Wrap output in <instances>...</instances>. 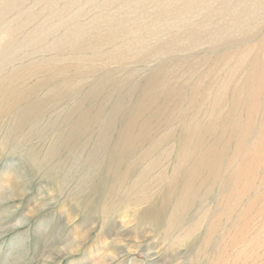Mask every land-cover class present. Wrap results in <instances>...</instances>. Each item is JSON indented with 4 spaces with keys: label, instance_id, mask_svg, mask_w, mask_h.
Returning a JSON list of instances; mask_svg holds the SVG:
<instances>
[{
    "label": "rangeland",
    "instance_id": "rangeland-1",
    "mask_svg": "<svg viewBox=\"0 0 264 264\" xmlns=\"http://www.w3.org/2000/svg\"><path fill=\"white\" fill-rule=\"evenodd\" d=\"M255 1L0 0V264H264Z\"/></svg>",
    "mask_w": 264,
    "mask_h": 264
},
{
    "label": "bare ground",
    "instance_id": "bare-ground-1",
    "mask_svg": "<svg viewBox=\"0 0 264 264\" xmlns=\"http://www.w3.org/2000/svg\"><path fill=\"white\" fill-rule=\"evenodd\" d=\"M108 1H109V0H108ZM170 1H171V0H170ZM208 1H209V0H208ZM254 1H255V0H254ZM256 1H258V0H256ZM256 1H255V2H256ZM112 2H114V1H112ZM155 2H156V0H155ZM157 2H158V1H157ZM159 2H162V1H159ZM164 2H165V1H164ZM189 2H191V1H189ZM206 2H207V1H206ZM225 2H227V1H225ZM252 2H253V1H252ZM258 2H260V1H258ZM261 2H263V1H261ZM261 2H260V4H261ZM136 3H137V2H136ZM201 3H202V2H201ZM209 3H210V2H209ZM217 3H218V2H217ZM223 3H224V2H223ZM248 3H249V2H248ZM183 4H184V3H183ZM228 4H229V3H228ZM262 4H263V3H262ZM137 5H138V4H137ZM190 5H191V3H190ZM201 5H202V4H201ZM212 5H214V4H212ZM220 5H221V4H220ZM226 5H227V3H226ZM247 5H248V4H246V3H244V4L241 5V6H243L241 10H242V11L244 10V11H243V14H244V12H246V9H247L246 6H247ZM157 6H158V5H157ZM157 6H156V8H158ZM193 6H194V5H193ZM193 6H192V7H193ZM199 6H200V5H199ZM217 6H218V5H217ZM221 6H222V5H221ZM261 6H262V5H261ZM66 7H67V6H66ZM107 7H108V6H107ZM117 7H118V6H117ZM119 7H120V6H119ZM126 7H128V6H126ZM140 7H142L141 4H140ZM143 7H144V6H143ZM146 7H147V6H146ZM146 7H145V8H146ZM149 7H150V6H148V8H149ZM154 7H155V6H154ZM163 7H164V6H163ZM189 7H190V6H189ZM121 8H122V7H121ZM124 8H125V7H124ZM124 8H122V9H124ZM128 8H129V7H128ZM145 8H144V9H145ZM161 8H162V7H161ZM214 8H215V7H214ZM252 8H254V7H252ZM262 8H264V6H262ZM119 9H120V8H117L116 11H118ZM122 9H121V10H122ZM189 9H190V8H189ZM201 9H202V8H201ZM133 10H134V9H133ZM148 10H149V9H148ZM151 10H152V9H151ZM172 10H173V9H172ZM177 10H178V9H177ZM182 10L184 11V9H182ZM195 10H196V9H195ZM199 10H200V9H199ZM199 10H198V11H199ZM217 10H218V9H217ZM257 10H258V9H257ZM257 10H256V11H257ZM67 11H68V10H67ZM119 11H120V10H119ZM142 11H143V10H142ZM146 11H147V10H146ZM149 11H150V10H149ZM155 11H156V10H155ZM155 11H154V12H155ZM162 11H165V8H164V10H162ZM180 11H181V10H180ZM219 11H220V9H219ZM259 11H260V9H259ZM126 12L128 13L127 10H126ZM134 12H135V11H134ZM158 12H159V11H158ZM160 12H161V10H160ZM169 12H170V10H169ZM176 12H177V11H176ZM254 12H255V11H254ZM262 12H263V11H262ZM127 13H126V14H127ZM140 13H141V12H140ZM156 13H157V12H156ZM156 13H155V14H156ZM166 13H167V12H166ZM238 13H241V12L239 11ZM260 13H261V12H260ZM128 14H130V13H128ZM135 14H138V12H137V13L135 12ZM155 14L153 13L152 16H154ZM161 14H162V13H161ZM161 14H160V15H161ZM246 14H247V13H246ZM131 15H133V13H132ZM131 15H130V16H131ZM157 15H159V13H157ZM166 15H167V14H165V16H166ZM200 15H201V14H200ZM218 15H219V14H218ZM238 15H239V14H238ZM238 15H237V13H236V16H238ZM241 15H242V14H241ZM122 16H123V14H122ZM139 16H140V15H138V17H139ZM141 16H142V14H141ZM146 16H147V15H146ZM163 16H164V13H163ZM173 16H174V15H173ZM196 16H197V15H196ZM198 16H199V15H198ZM249 16H251V15H249ZM123 17H125V15H124ZM126 17H127V16H126ZM136 17H137V16H136ZM136 17H135V18H136ZM157 17H158V16H157ZM168 17H169V16H168ZM199 17H200V16H199ZM203 17H206V16H203ZM208 17H211V15L208 16ZM252 17H253V16H252ZM259 17H260V16H259ZM145 18H146V17H145ZM173 18H174V17H173ZM175 18H176V17H175ZM254 18H255V16H254ZM257 18H258V17H257ZM138 19H139V18H138ZM140 19H142V17H141ZM156 19H157V18H156ZM161 19H163V18L161 17ZM181 19H182V18H181ZM192 19H193V18H192ZM198 19H199V18H198ZM200 19H201V18H200ZM232 19H233V18H232ZM163 20H165V22H166L167 19H163ZM170 20H171V19H170ZM173 20H175V19H173ZM221 20H223V19H221ZM229 20H230V19H229ZM253 20H255V19H253ZM257 20H258V19H257ZM101 21H102V20H101ZM101 21H100V22H101ZM134 21H135V20H134ZM141 21H142V20H141ZM151 21H152V20H151ZM176 21H177V20H176ZM187 21H188V20H186V22H187ZM215 21H216V20H215ZM215 21H214V23H215ZM255 21H256V20H255ZM96 22H97V20H96ZM130 22H131V21H130ZM168 22H170V21H168ZM179 22H181V21H179ZM182 22H183V21H182ZM195 22H198V21L196 20ZM200 22H201V21H200ZM207 22H208V21H207ZM222 22L224 23V21H222ZM257 22H258V21H257ZM171 23H172V22H171ZM188 23H190V22H188ZM226 23H227V20H226ZM162 24H163V23H162ZM201 24H202V23H201ZM203 24H204V23H203ZM206 24H207V23H206ZM215 24H216V23H215ZM215 24H214V25H215ZM217 24H219V22H218ZM217 24H216V25H217ZM221 24H222V23H221ZM227 24H228V23H227ZM99 25H100V24H99ZM164 25H165V24H164ZM166 25H167V24H166ZM166 25H165V26H166ZM177 25H179V24H177ZM214 25H213V26H214ZM155 26H156V25H155ZM165 26H164V27H165ZM192 26H196V25H192ZM198 26H199V25H198ZM209 26H212V25H209ZM218 26H219V25H218ZM224 26H226V25H224ZM227 26H228V25H227ZM146 27H147V26H146ZM168 27H169V26H168ZM202 27H203V26H202ZM216 27H217V26H216ZM162 28H163V27H162ZM243 28H244V27H243ZM134 29H135V28H134ZM137 29H138V28H137ZM198 29H199V28H198ZM216 29H219V28H216ZM223 29H224V28H223ZM244 29H245V28H244ZM145 30H146V29H145ZM161 30H162V29H161ZM167 30H168V29H167ZM201 30H202V29H201ZM232 30H233V29H232ZM239 30H240V29H239ZM253 30H254V29H253ZM51 31H52V30H51ZM138 31H139V29H138ZM153 31H154V30H153ZM158 31H160V29H159ZM158 31H157V32H158ZM162 31H163V30H162ZM193 31H195V30H192V32H193ZM218 31L220 32V30H218ZM218 31H217L216 33H218ZM233 31H235V30H233ZM140 32H141V31H140ZM151 32H152V31H151ZM163 32H164V31H163ZM186 32H187V30H186ZM198 32H199V31H198ZM202 32H203V31H202ZM205 32H206V31H205ZM207 32H208V31H207ZM213 32H214V30H213ZM221 32H222V31H221ZM221 32H220V34H221ZM159 33H160V32H159ZM214 33H215V32H214ZM235 33H236V31H235ZM154 34H155V33H154ZM161 34H162V33H161ZM194 34H197V33H194ZM194 34H192V35H194ZM210 34H211V33H209V36H208V34H206V35H207V38L210 37ZM241 34H242V33H241ZM149 35H150V34H149ZM203 35H204V34H203ZM212 35H213V34H212ZM218 35H219V34H217V38H218L219 36H221V35H219V36H218ZM224 35H225V34H224ZM243 35H245V34L243 33L242 36H243ZM129 36H130V35H129ZM140 36H141V35H140ZM142 36H143V34H142ZM146 36H148V35H146ZM155 36H156V35H155ZM159 36H160V35H159ZM181 36H182V35H181ZM196 36H197V35H196ZM214 36H215V34H214ZM214 36H213V38H214ZM222 36H223V35H222ZM185 37H186V36H185ZM188 37H189V36H188ZM194 37H195V36H194ZM194 37H193L192 39H194ZM197 37H198V36H197ZM205 37H206V36H205ZM205 37H203V38H205ZM231 37H232V36L230 35L229 38H231ZM235 37H236V36H235ZM238 37H239V36H238ZM238 37H237V38H238ZM255 37H256V36H255ZM15 38H16V37H15ZM149 38H150V37H149ZM200 38H201V37H200ZM210 38H211V37H210ZM217 38H215V39H217ZM252 38H253V37H252ZM139 39H140V38H139ZM161 39H162V38H161ZM195 39H196V38H195ZM218 39H219V38H218ZM243 39H245V38H243ZM36 40H37V39H36ZM136 40H137V39H136ZM142 40H144V39H142ZM158 40H159V38H158ZM206 40H207V39H205V40H203V41H206ZM209 40H212V39H209ZM220 40L222 41V38H220ZM231 40H234V39L231 38ZM245 40H246V39H245ZM249 40H251V39H249ZM252 40H253V39H252ZM110 41L112 42L113 40H110ZM128 41H130V40H128ZM138 41H139V40H138ZM167 41H168V40H167ZM177 41H178V40H177ZM197 41H198V40H197ZM203 41L201 40L200 42H203ZM207 41H208V40H207ZM213 41H214V40H213ZM234 41H235V40H234ZM236 41H237V40H236ZM238 41H239V40H238ZM241 41H242V40H241ZM208 42H210V41H208ZM231 42H232V41H231ZM57 43H58V42H57ZM119 43H120V42H119ZM127 43H128V42H127ZM130 43H132V42H130ZM130 43H128V44H129V45H132V44H130ZM139 43H140V42H139ZM214 43H216V41H215ZM214 43H213V45H215ZM220 43H221V42H220ZM255 43H256V42H255ZM260 43H261V41H258V42L256 43V45H255V49H253L257 54L260 53V51L264 50V47H262V45H261ZM123 44H124V43H123ZM128 44H125V45H128ZM136 44H137V43H136ZM140 44H141V43H140ZM142 44H143V43H142ZM146 44H147V43H146ZM184 44H185V43H184ZM207 44H208V43H207ZM211 44H212V43H211ZM221 44L224 45L223 43H221ZM221 44H220V45H221ZM242 44H243V43H242ZM242 44H241V45H242ZM115 45H117V44H115ZM137 45H138V44H137ZM137 45H136V46H137ZM144 45H145V44H144ZM181 45H182V44H181ZM123 46H124V45H123ZM134 46H135V45H134ZM134 46L132 45V49H131V50H133V48L135 49ZM159 46H160V45H159ZM159 46H158V47H159ZM161 46H162V45H161ZM164 46H165V45H164ZM164 46H163V47H164ZM171 46L173 47L174 45H171ZM175 46H177V45H175ZM179 46H180V45H179ZM187 46H189V44H188ZM195 46H198V45H195ZM218 46H219V45H218ZM218 46H216V47H218ZM236 46H237V45H236ZM145 47L147 48V45H145ZM166 47H167V46H166ZM172 47H171V48H172ZM191 47H192V45H191ZM225 47H226V46H225ZM252 47H254V46H252ZM129 48H130V47H129ZM142 48H144V46H143ZM146 48H145V49H146ZM148 48H150V47L148 46ZM148 48H147V49H148ZM169 48H170V47H169ZM181 48H182V46H181ZM183 48H185V47H183ZM183 48H182V49H183ZM189 48H190V47H189ZM197 48H198V47H197ZM245 48H246V47H245ZM111 49H112V48H111ZM139 49H140V48H139ZM139 49H138V50H139ZM157 49H158V48H157ZM163 49H164V48H163ZM165 49H167V51H168V48H165ZM172 49H174V48H172ZM172 49H171L170 51H173ZM248 49H252V48H248ZM116 50H117V49H116ZM116 50H115V51H116ZM142 50H143V49H142ZM149 50L154 52V50H151V49H149ZM155 50H156V48H155ZM183 50H184V49H183ZM183 50H180V51L182 52ZM185 50H187V49H185ZM244 50H245V49H244ZM133 51H135V50H133ZM139 51H141V50H139ZM139 51H137V52H139ZM146 51H148V50H146ZM150 51H149V52H150ZM157 51H161V50H157ZM163 51H164V50H163ZM174 51H175V50H174ZM189 51H190V50H189ZM189 51H188V52H189ZM229 51H231V50H229ZM238 51H239V50H238ZM110 52H111V51H110ZM141 52H142V51H141ZM155 52H156V51H155ZM184 52H185V51H184ZM192 52H193V50H192ZM245 52H246V50H245ZM115 53H116V52H115ZM132 53H133V52H132ZM134 53H135V52H134ZM144 53H145V52H143V54H144ZM157 53H158V52H157ZM174 53H175V52H174ZM224 53H225V52H224ZM241 53H242V52H241ZM113 54H114V53H113ZM116 54H117V53H116ZM135 54H136V53H135ZM140 54H141V53H140ZM154 54H156V53H154ZM172 54H173V53H172ZM210 54H211V53H210ZM132 55H133V54H132ZM148 55H150V54H148ZM162 55H163V53H162ZM162 55H161V56H162ZM165 55H166V54H165ZM170 55H171V54H170ZM219 55H220V54H219ZM229 55H230V54H229ZM249 55H251V54H249ZM138 56H139V55H138ZM145 56H146V55H145ZM159 56H160V55H159ZM235 56H236V55H235ZM247 56H248V55H247ZM111 57H112V56H111ZM113 57H115V56H113ZM142 57H143V56H142ZM237 57H238V56H237ZM248 57H249V56H248ZM262 57H263V56H262ZM117 58H118V57H117ZM140 58H141V57H140ZM156 58H157V57H156ZM214 58H215V57H214ZM221 59H222V58H221ZM225 59H226V58H225ZM239 59H241V58H239ZM247 59H248V58H247ZM262 59H263V58H262ZM138 60H139V58H138ZM140 60H141V59H140ZM145 60L149 61L148 59H145ZM243 60H245V59H243ZM256 60H257V59H256ZM256 60H255V61H256ZM9 61H10V60H9ZM143 61H144V60H143ZM188 61H189V60H188ZM218 61H219V60H218ZM252 61H253V60H252ZM214 62H215V61H214ZM229 62H230V61H229ZM234 62H236V61H234ZM138 63H139V61H138ZM141 63H143V62H141ZM145 63H147V62H145ZM205 63H206V62H205ZM220 63H221V62H220ZM222 63H223V62H222ZM232 63H233V62H232ZM232 63H231V64H232ZM143 64H144V63H143ZM238 64H239V63H238ZM240 64H241V62H240ZM243 64H244V63H243ZM214 65H215V64H214ZM217 65H218V64H217ZM219 66H220V65H219ZM221 66H222V64H221ZM208 67H209V66H208ZM217 67H218V66H217ZM226 67H227V66H226ZM253 67H254V66H253ZM221 68H222V67H221ZM223 68H224V67H223ZM227 68H228V67H227ZM243 68H244V66H243ZM246 68H247V67H246ZM154 69H155V68H154ZM252 69H253V68H252ZM255 69H256V68H255ZM256 70H257V69H256ZM256 70H255V71H256ZM262 70H263V69H262ZM154 71H155V70H154ZM156 71H157V70H156ZM224 71H225V70H224ZM255 71H253V72H255ZM257 71H258V70H257ZM152 72H153V71H152ZM152 72H151V73H152ZM227 72H228V70H227ZM227 72H226V73H227ZM253 72H252V73H253ZM259 72H260V71H259ZM18 73H19V72H18ZM153 73H155V74H156V73H160V71H159V72H153ZM247 73H249V72H247ZM34 74H35V73H34ZM245 74H246V73H245ZM156 75H157V74H156ZM226 75H227V74H226ZM263 75H264V73H263ZM16 76H18V75H16ZM20 76H21V75H20ZM210 76H211V75H210ZM210 76H209V77H210ZM157 77H158V76H157ZM15 78H16V77H15ZM155 78H156V77H155ZM210 78H211V77H210ZM15 80H16V79H15ZM150 80H151V79H150ZM152 80H154V79H152ZM215 80H216V79H215ZM261 80H262V79H261ZM203 81H204V80H203ZM235 81H236V80H235ZM21 82H22V81H21ZM243 82H244V81H243ZM245 82H246V81H245ZM160 83H161V82H160ZM218 83H219V82H218ZM218 83H217V84H218ZM221 83H222V82H221ZM228 83H229V81H228ZM254 83H255V82H254ZM256 83H257V82H256ZM23 84H24V83H23ZM41 84H42V83H41ZM157 84H158V83H157ZM202 84H203V83H202ZM210 84H212V83H210ZM232 84H233V83H232ZM158 85H159V84H158ZM161 85H162V84H161ZM254 85H255V84H254ZM203 86H204V84H203ZM205 86H206V85H205ZM232 86H233V85H232ZM162 87H163V86H162ZM166 87H167V86H166ZM166 87H165V88H166ZM238 87H239V86H238ZM255 87H256V85H255ZM77 88H78V87H77ZM260 88H261V87H260ZM37 89H38V88H37ZM192 89H193V88H192ZM195 89H196V88H195ZM202 89H204V87H203ZM202 89H201V90H202ZM228 89H229V88H228ZM243 89H244V88H243ZM43 90H46V89H43ZM148 90H149V89H148ZM150 90H151V89H150ZM157 90H158V89H157ZM165 90H166V89H165ZM197 90H198V89H197ZM240 90H241V89H240ZM259 90H261V89H259ZM35 91H36V90H35ZM158 91L160 92V91H162V90H158ZM193 91H194V90H193ZM195 91H196V90H195ZM204 91H205V90H204ZM253 91H254V90H253ZM37 92H38V91H37ZM45 92H46V91H45ZM19 93H20V92H19ZM216 93L218 94V92H216ZM220 93H221V92H220ZM226 93H227V92H226ZM48 94H49V93H48ZM192 94H194V93H192ZM196 94H197V93H196ZM201 94H203V93H201ZM204 94H205V93H204ZM204 94H203V95H204ZM40 95H42V94H40ZM62 95H63V94H62ZM207 95H208V94H207ZM218 95H219V94H218ZM218 95H217V96H218ZM228 95H229V94H228ZM22 96H23V95H22ZM29 96H30V95H29ZM139 96H140V95H139ZM196 96H197V95H196ZM204 96H205V95H204ZM213 96H214V94H213ZM213 96H212V97H213ZM215 96H216V95H215ZM219 96H220V95H219ZM219 96H218V97H219ZM263 96H264V95H263ZM24 97H25V96H24ZM45 97H46V96H45ZM166 97H167V96H166ZM206 97H208V96H206ZM218 97H216V98H218ZM195 98H196V97H195ZM202 98H204V97L201 96V99H202ZM216 98H215V99H216ZM221 98H222V97H220L219 99H221ZM241 98H242V97H241ZM262 98H263V97H262ZM262 98L260 99V101L263 100ZM41 99H42V98H41ZM164 99H165V98H164ZM205 100H206V99H205ZM238 100H239V99H238ZM257 100H258V99H257ZM220 101H221V100H220ZM225 101H226V100H225ZM14 102H15V101H14ZM14 102H13V103H14ZM20 102H21V101H20ZM35 102H36V101H35ZM38 102H39V101H38ZM43 102H44V101H43ZM223 102H224V101H223ZM229 102H230V101H229ZM235 102H236V101H235ZM237 102H238V101H237ZM239 102H240V101H239ZM244 102H245V101H244ZM31 103H32V101H31ZM221 103H222V102H221ZM246 103H247V102H246ZM246 103H245V104H246ZM15 104H16V103H15ZM37 104H38V103H37ZM55 104H56V103H55ZM175 104H176V103H175ZM219 104H220V103H219ZM239 104H240V103H239ZM247 104H248V103H247ZM56 105H57V104H56ZM32 106H33V105H32ZM54 106H55V105H54ZM236 106H237V105H236ZM241 106H242V104L239 105V107H241ZM258 106H259V105H258ZM261 106H262V105H261ZM246 107H247V106H246ZM246 107H245V108H246ZM256 108H257V107H256ZM256 108H255V109H256ZM248 109H249V108H248ZM240 110H241V109H240ZM243 110H244V109H243ZM256 110H257V109H256ZM258 110H259V109H258ZM14 111H15V110H14ZM244 111H245V110H244ZM248 111H249V110H248ZM248 111H247V112H248ZM0 112H1V111H0ZM10 112H11V111H10ZM253 112H254V111H253ZM253 112H252V114H253ZM120 113H122V111H121ZM256 113H257V112H256ZM218 114H219V113H218ZM226 114H227V113H226ZM232 116H233V114H232ZM244 116H245V115H244ZM263 116H264V115H263ZM225 117H226V116H225ZM238 117H239V116H238ZM260 117H261V116H260ZM236 118H237V117H236ZM245 118H247V116H246ZM225 119H226V118H225ZM237 119H238V118H237ZM12 121H13V120H12ZM244 122H245V121H244ZM25 124H26V123H25ZM83 125H84V123H83ZM237 126H239V124H238ZM12 128H13V127H12ZM19 128H20V127H19ZM245 128H246V127H245ZM14 131H15V130H14ZM16 131H17V130H16ZM28 131H29V130H28ZM262 131H264V129H263ZM120 132H121V131H120ZM19 133H20V132H19ZM90 135H91V134H90ZM126 138H127V137H126ZM88 139L91 140L92 138L90 139V138L88 137ZM95 139H96V138H95ZM71 141H72V140H71ZM95 141H96V140H95ZM20 143H21V142H20ZM66 143H67V142H66ZM126 143H128V142H126ZM68 144H69V143H68ZM111 144H112V143H111ZM121 144H122V143H121ZM128 144H129V143H128ZM63 145H65V144H63ZM128 147H129V146H128ZM96 148H97V147H96ZM119 148H120V147H119ZM63 149H64V148H63ZM256 150H257V149H256ZM114 151H115V150H114ZM118 151H119V150H118ZM121 151H122V150H121ZM112 152H113V151H112ZM116 154H117V153H116ZM130 154H131V153H130ZM256 154H257V153H256ZM258 154H259V153H258ZM263 154H264V153H263ZM78 155H79V154H78ZM126 155H127V153H126ZM121 156H122V155H121ZM116 157H117V156H116ZM123 159H124V158H123ZM121 160H122V159H121ZM194 183H195V182H194ZM191 188H192V187H191ZM193 192H195V191H193ZM251 216H252V215H251ZM247 217H248V216H247ZM245 221H247V220H245ZM247 223H248V222H247ZM252 223H253V221H252ZM252 223H251V224H252ZM259 223H260V222H259ZM238 225H239V224H238ZM254 226H255V225H254ZM241 227H242V226H241ZM260 227H262V226H260ZM255 228H256V227H255ZM262 228L264 229V227H262ZM239 229H240V228H239ZM256 229H257V228H256ZM258 229H259V228H258ZM247 230H248V229H247ZM241 231H242V229H241ZM260 231H261V230H260ZM255 236H256V235H255ZM243 237H244V236H243ZM251 238H252V237H251ZM241 239H242V238H241ZM246 240H247V238H246ZM231 241H232V240H231ZM234 241H235V240H234ZM257 241H258V240H257ZM257 241H256V242H257ZM232 242H233V241H232ZM232 242H231V243H232ZM236 243H237V241H236ZM262 243H263V242H262ZM260 245H261V244H260ZM263 245H264V244H263ZM262 250H264V249H262ZM58 253H59V252H58ZM64 253H65V252H64ZM261 253H262V251H261ZM263 254H264V253H263ZM259 257H260V256H259ZM259 262H260V261H259Z\"/></svg>",
    "mask_w": 264,
    "mask_h": 264
}]
</instances>
